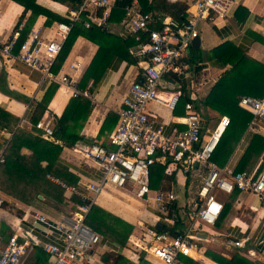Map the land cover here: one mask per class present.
<instances>
[{"label": "crops", "instance_id": "obj_1", "mask_svg": "<svg viewBox=\"0 0 264 264\" xmlns=\"http://www.w3.org/2000/svg\"><path fill=\"white\" fill-rule=\"evenodd\" d=\"M10 1L17 5L20 11L8 24H1L2 20L0 19V30H2L0 37L2 38L13 34L14 25L23 10L21 5L13 0ZM192 1L194 0L181 2L188 4ZM36 3L61 16L62 11L55 9L53 3L61 5L60 9L69 7L55 0H36ZM263 10L264 0H235L223 18L200 20L198 24L199 45L197 47L191 45L186 55V57H193L196 60L195 64L190 65L185 58L187 69H184L181 74H167L161 80L160 91L175 92L181 89L186 90L188 96H182L173 109L156 102H150L147 105V111L151 116L154 128L161 126L162 132L166 135L175 134L183 129L185 125L180 123L176 117H181L184 114L183 102L186 98L192 100L201 110L204 129H212L221 116H226L230 120L229 115L206 104L204 99L216 81L231 68V63L223 64V61L227 59V62H230L231 57L238 56L240 60L236 63L234 71H230V82L226 79L229 90L240 96L264 97ZM156 12L173 18L170 14L158 10ZM27 16L28 13L25 14V17ZM44 22L45 16L39 15L32 28H43L45 27ZM114 24L116 22L112 21V25L107 31L122 39H127V37L118 34L117 24ZM97 48V44L83 36H78L59 68L54 71L58 76L71 77L75 80L77 89L88 92L87 96H79L89 101L90 110L85 119L79 120V127L72 130L73 136L76 137L74 141H71V138L66 135L59 137L53 133L47 135L41 129L36 128L32 121L37 106L45 100L47 92L54 88L51 96L47 98L46 108L39 119L48 122L52 131L55 129L57 121L61 118L70 100L73 99L65 86L43 77L40 72L32 70L20 62L6 60L0 56V108L15 117V121L11 120L9 123L12 129L0 125V162L3 161L2 152L16 130L31 135L38 134L37 131H40L42 138L58 144L61 148L54 163L53 172L55 171L65 178H69L68 174H71L75 176L76 182L79 180L97 182L100 179V173L91 160L76 150L91 144L110 147L108 135L118 122L117 110L141 67L135 55L136 44L134 42L129 46L128 54L123 52L125 56L118 53L105 54L104 61L98 67L95 76L89 79L85 87H80L79 82ZM238 54H242L241 58ZM238 107L241 108L239 105ZM249 122L241 133L242 135L235 139L241 129L240 122L237 129L230 134L229 141L222 145V149L214 157L215 161L212 162L219 167L247 172L253 171L260 160L264 163V148L260 153L249 151L253 135H259L264 139L263 135L248 128ZM259 123L264 127V122L259 120ZM203 136H206L205 132H203ZM21 152L29 153L25 148ZM42 164L45 165L46 162H42ZM156 165L158 164H154L151 168V189L173 192L175 195L168 213L166 215L159 213L153 198H139L132 189L106 186L98 194L94 205L103 209L114 220L130 224L132 229L124 244H120L109 235L98 232L103 239L89 253L91 264H113L118 257H123V264H159V261L151 255L139 250L137 244L149 240L152 231L166 230L171 234H176L185 233L190 227L191 222L187 217L189 210L187 199L193 196H190L188 191L194 192L197 189L199 178L205 174L206 167H200L199 176L189 177L181 171L179 166L166 161L164 164H160L163 166L162 178L157 184L152 185L151 177L152 174L157 173ZM47 175L61 181L64 180L51 172L46 174L47 180L49 179ZM65 183L75 184L66 181ZM176 183L184 186L182 198H179L175 190ZM29 184L36 189L40 186L34 181H30ZM59 188L62 190V196L59 199L53 197L56 192L51 193L53 196H46L39 192L33 205H29L0 189V198L3 201L0 206L2 224L0 250L13 232L28 231L41 242L61 243L54 224L60 221L62 214H69L75 209L78 197L61 186ZM217 197L223 203V209L218 219L213 225L203 224L197 238L192 239L197 248L193 256H178L174 264H220L213 257L230 258L235 252L250 260L264 263V201L251 192L239 189H234L228 194L220 192ZM178 199L181 200L178 201ZM4 203L8 204L7 208L3 207ZM37 216H43L45 221H35ZM236 239L246 241L245 245L236 247L233 244ZM107 241L111 242L113 246L106 247ZM82 263L90 264L86 259H83ZM23 264H52V259L43 251L41 245H34L26 255Z\"/></svg>", "mask_w": 264, "mask_h": 264}, {"label": "built area", "instance_id": "obj_2", "mask_svg": "<svg viewBox=\"0 0 264 264\" xmlns=\"http://www.w3.org/2000/svg\"><path fill=\"white\" fill-rule=\"evenodd\" d=\"M234 1L194 0L187 4L181 21L159 12H144L138 0H131L123 6V16L116 22L118 34L133 37L135 55L141 68L117 110L118 122L108 135L110 147L91 144L76 150L91 160L100 173V179L97 182L79 180L75 184H67L47 175L50 180L78 197L75 209L69 214H62L60 221L54 224L61 243L41 242L28 231L13 232L0 250V264H23L34 245H41L51 257L52 264H81L83 259L90 263L89 253L102 237L86 222V218L98 194L106 186L132 189L139 198H153L157 211L166 215L175 195L173 192L151 189V168L156 163L170 161L189 177L199 176L200 167H206L197 189L188 191L193 197L187 199V217L191 222L187 231L176 234L166 230L152 231L149 240L137 244L139 250L151 255L159 264H174L178 256H193L197 248L192 239L197 238L203 224L213 225L223 209V203L217 197L220 192L228 194L239 189L251 192L264 201L262 160L251 172L219 167L210 160L229 125L228 117L221 116L212 129H204L201 110L187 98L183 102L184 114L176 117L185 127L175 134L166 135L161 126L154 128L147 111L150 102L173 109L182 96H188L187 91L181 89L175 92L160 91L161 80L167 74H181L188 68L185 58L192 40L198 36L200 20L223 18ZM114 5L115 0H78L73 6L60 9L61 5L53 3L68 22L52 21L43 28L31 27L18 46V31L15 30L6 38L0 37V56L20 62L40 72L43 77L63 84L72 98L87 96V90L77 89L75 80L67 75L58 76L53 67L73 23L81 22L85 28L97 26L108 30L112 25L109 18ZM238 105L252 115L248 128L264 136V127L259 123V120L264 122V97L243 95ZM34 126L47 135L52 133L51 126L44 119H39ZM203 132L206 136H203ZM2 203L0 198V206ZM38 220L45 221V218L37 216L35 221ZM245 242L236 239L233 244L242 247Z\"/></svg>", "mask_w": 264, "mask_h": 264}, {"label": "trees", "instance_id": "obj_3", "mask_svg": "<svg viewBox=\"0 0 264 264\" xmlns=\"http://www.w3.org/2000/svg\"><path fill=\"white\" fill-rule=\"evenodd\" d=\"M23 7L21 14L19 15L14 30L18 31L17 46L24 40L34 24L37 16H45V25H50L52 21H64L68 22L61 15L53 13L49 9L36 3V0H13ZM73 6L78 0H55ZM131 0H115V5L112 8L110 21L118 22L123 16V6L129 3ZM139 5L144 12H156L161 11L165 14H170L174 19L179 21L184 19L185 9L187 4L185 2H169L168 0H138ZM28 16L25 17V14ZM78 36H83L86 39L97 44V51L92 58L89 66L87 67L84 75L82 76L79 86L85 87L86 83L92 76H95L96 71L100 64L104 61L105 54L118 53L125 56L129 53V46L134 43L133 37H127L122 39L120 36L108 32L106 29H102L97 26H91L85 28L81 22L73 23L67 38L64 41L62 49L57 57L53 70L56 71L62 61L69 53L71 46ZM125 52V54L123 53ZM239 57L242 54H238ZM217 58V57H216ZM241 58V57H240ZM219 59V58H217ZM187 62L192 65L196 60L193 57H186ZM240 59L237 57L230 58L229 61H223V64L231 63V68L224 72V74L216 81L212 86L207 96H205L204 102L213 108H216L219 112L230 116L229 125L224 130L219 143L211 155L210 160L215 161L214 157L222 149V145L229 141L230 134L237 129L241 122V129L235 139H238L244 131L247 123L251 120L252 115L247 111L239 108L237 102L239 100V94L230 91L227 86V80L230 82V71H234L236 63ZM197 68V67H196ZM233 80V77H232ZM54 88L47 92L45 100L37 106L35 114L32 116V121L35 122L44 112L47 105V98L51 96ZM238 96V97H237ZM187 99V98H186ZM90 106L89 101L84 97H77L70 100L65 108L61 118L57 121L55 129L52 133L55 136L66 135L74 141L76 137L73 136L72 130L79 127V120L85 119L89 113ZM11 120L15 121V117L8 112H5L0 108V125L12 129L10 126ZM17 120V119H16ZM240 120V121H239ZM35 135H31L25 132L16 130L11 139L6 144L2 152L3 161L0 162V189L9 195L22 200L23 202L33 205L36 195L41 192L46 196H53L51 193L56 192L53 197L60 198L62 196V190L57 187L53 181L47 180L45 177L47 173H54L58 175L64 182L75 183V176L68 174L69 178H65L59 175L57 172H53L54 163L61 150L58 144H54L51 141L45 140L41 137L40 131H37ZM1 148V145H0ZM25 148L29 153H22L21 150ZM264 148V139L259 135H253V138L249 145V151L260 153ZM42 162H46L45 165ZM157 173L152 174V185L158 183L161 179V173L163 166L158 164ZM152 172V171H151ZM157 180V181H156ZM30 181L39 183V187L34 188L29 184ZM156 181V182H155ZM4 205V204H3ZM173 206V205H172ZM87 223L100 234L111 236L115 241L120 244H124L127 235L130 233L132 226L123 221H116L113 217L109 216L100 207L93 205L86 218ZM171 233V232H170ZM173 233V232H172ZM174 234V233H173ZM220 264H264L258 260H250L238 252H235L230 258L222 256L213 257ZM123 257H118L115 262H123ZM192 260V259H190Z\"/></svg>", "mask_w": 264, "mask_h": 264}, {"label": "rangeland", "instance_id": "obj_4", "mask_svg": "<svg viewBox=\"0 0 264 264\" xmlns=\"http://www.w3.org/2000/svg\"><path fill=\"white\" fill-rule=\"evenodd\" d=\"M19 11H20V8L17 5L13 4L12 1H10V0H0V19L2 20L1 24H3V23L8 24V22L11 19H14L15 14L18 13ZM0 31H2V30H0ZM183 189H184V186H181L180 184L176 183L175 190L177 191L179 198H182V195H183L182 190ZM150 194L153 195L154 192H150ZM179 200H181V199H178V201ZM3 207L7 208L8 204L4 203ZM105 245H106V247L113 246V244L111 242H109V241H107L105 243ZM97 250H98V248H97ZM104 259H105V257H104Z\"/></svg>", "mask_w": 264, "mask_h": 264}, {"label": "water", "instance_id": "obj_5", "mask_svg": "<svg viewBox=\"0 0 264 264\" xmlns=\"http://www.w3.org/2000/svg\"><path fill=\"white\" fill-rule=\"evenodd\" d=\"M191 44H192V46H195V47H197L199 45V38H198V36L195 37L192 40V43ZM113 264H123V263H121V262H114Z\"/></svg>", "mask_w": 264, "mask_h": 264}, {"label": "bare ground", "instance_id": "obj_6", "mask_svg": "<svg viewBox=\"0 0 264 264\" xmlns=\"http://www.w3.org/2000/svg\"><path fill=\"white\" fill-rule=\"evenodd\" d=\"M102 239H103V238L100 239L99 243L102 241ZM99 243H98V244H99Z\"/></svg>", "mask_w": 264, "mask_h": 264}]
</instances>
